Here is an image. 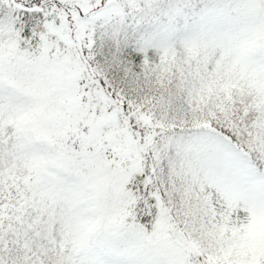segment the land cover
Here are the masks:
<instances>
[{
	"label": "snow or ice",
	"instance_id": "snow-or-ice-1",
	"mask_svg": "<svg viewBox=\"0 0 264 264\" xmlns=\"http://www.w3.org/2000/svg\"><path fill=\"white\" fill-rule=\"evenodd\" d=\"M0 264H264V0H0Z\"/></svg>",
	"mask_w": 264,
	"mask_h": 264
}]
</instances>
